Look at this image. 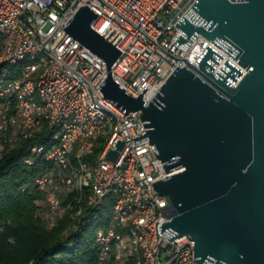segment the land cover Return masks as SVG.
I'll return each instance as SVG.
<instances>
[{"label": "built area", "instance_id": "built-area-1", "mask_svg": "<svg viewBox=\"0 0 264 264\" xmlns=\"http://www.w3.org/2000/svg\"><path fill=\"white\" fill-rule=\"evenodd\" d=\"M196 1L0 0V163L29 141L21 161L36 169L30 184L45 196L38 214L48 227L66 211L92 221L112 196L108 222L96 232L101 262L195 264L196 240L161 231L177 212L153 184L170 175L165 162L149 138L135 142L149 129L142 111L126 113L104 96L106 62L66 25L83 5L99 13L93 28L122 50L115 80L135 97L148 86V106L178 65L191 68L185 58L201 70L197 59L209 44L224 55L213 53L218 64L208 59L216 76H227L228 59L243 70H232L238 79L229 82L247 72L224 51L230 42L222 49L199 33L186 50L176 43L183 33L176 24ZM118 137L122 150L113 146ZM112 148L116 161L107 157Z\"/></svg>", "mask_w": 264, "mask_h": 264}, {"label": "water", "instance_id": "water-1", "mask_svg": "<svg viewBox=\"0 0 264 264\" xmlns=\"http://www.w3.org/2000/svg\"><path fill=\"white\" fill-rule=\"evenodd\" d=\"M83 5L65 30L101 57L107 77L99 86L104 96L124 112L142 111L147 133L168 177L155 181L169 196L176 215L160 227L169 239L191 235L195 264H264V0H197L176 24L183 33L176 43L187 49L201 33L244 68L210 44L197 59L179 66L150 101L135 97L113 76L122 50L92 26L98 17ZM199 72V74L196 71ZM115 147L122 150L124 139ZM120 152L111 149L116 161ZM212 263H210V262Z\"/></svg>", "mask_w": 264, "mask_h": 264}, {"label": "trees", "instance_id": "trees-1", "mask_svg": "<svg viewBox=\"0 0 264 264\" xmlns=\"http://www.w3.org/2000/svg\"><path fill=\"white\" fill-rule=\"evenodd\" d=\"M28 142L0 163V264H136L134 260L100 261L98 228L108 222L113 197L81 222L66 211L53 227L38 214L45 196L30 184L36 169L22 164ZM76 225V227H74Z\"/></svg>", "mask_w": 264, "mask_h": 264}]
</instances>
